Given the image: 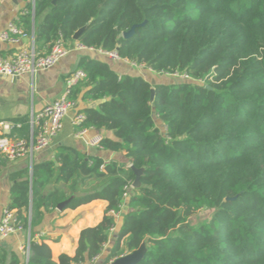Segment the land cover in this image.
<instances>
[{
	"label": "trees",
	"instance_id": "16d2710c",
	"mask_svg": "<svg viewBox=\"0 0 264 264\" xmlns=\"http://www.w3.org/2000/svg\"><path fill=\"white\" fill-rule=\"evenodd\" d=\"M26 10L15 25L29 34L34 24L39 54L60 38L68 49L115 50L155 73L190 77L151 84L80 58L73 72L85 76L69 93L85 116L76 129L106 132L102 149L125 161L62 145L52 160L32 164L31 179L18 174L8 208L30 231L26 264L90 261L124 201L102 264L120 256L124 237L129 252L147 243L136 264H264V0H35L33 14L30 4ZM92 101L96 107L86 106ZM129 165L144 168L142 186L124 198L135 177ZM69 198L64 209L107 205L99 223L80 231L74 255L54 261L48 244L32 237L44 214ZM203 208L211 217L191 224ZM5 257L0 252V264Z\"/></svg>",
	"mask_w": 264,
	"mask_h": 264
},
{
	"label": "crops",
	"instance_id": "0c3cea01",
	"mask_svg": "<svg viewBox=\"0 0 264 264\" xmlns=\"http://www.w3.org/2000/svg\"><path fill=\"white\" fill-rule=\"evenodd\" d=\"M30 0H1L0 5V32L11 23L15 24L21 14L27 12ZM32 9V8H31ZM32 12V10H31ZM33 14V13H32ZM34 38V24L29 34L19 37L15 43L0 40V55L10 56L17 50L28 46ZM35 43V42H34ZM83 56H90L101 61H107L110 67L119 74L141 76L151 84L166 82L169 74H158L143 66H137L126 60H110L100 54L97 49L83 50L72 47L52 67L39 70L35 73H25L18 77L0 75V122L10 121L19 124L13 127L10 135L17 138L29 139L32 134L30 119L32 114L38 113L46 103L57 99L65 89V80L76 68ZM170 77V76H168ZM98 101L86 103L88 107H96ZM78 106L69 111L63 121L62 130L53 138L50 145L35 152L32 158L24 157L15 160H7L0 155V219L4 208H8L11 201V188L18 179V174L28 171L31 179V168L35 162L52 160L59 146H69L83 151L86 155H98L105 161L117 158L125 161L123 154L108 152L102 148L87 145L82 138L76 136V124L74 117ZM96 130H88L86 137L91 136ZM100 132V131H99ZM104 136L106 132H100ZM17 177V178H16ZM16 178V179H15ZM131 188L127 190L129 192ZM107 202L93 200L78 206L75 209L51 210L44 214L42 222L37 226L32 237L33 240L44 241L48 244L52 259L57 261L62 253L73 256L77 247L80 231L88 226L99 223L103 217ZM126 202L122 204L121 211L115 215V226L108 232V239L104 243L102 252L95 261H86L83 264H102L117 237L121 225L123 213L126 212ZM17 211H15L16 214ZM30 237V231L19 230L7 237L0 239V252L6 257L4 264H9L12 257H16L23 264L27 263L26 245ZM126 238L120 242L121 254L126 253ZM147 247V243H145Z\"/></svg>",
	"mask_w": 264,
	"mask_h": 264
},
{
	"label": "built area",
	"instance_id": "2783aa9c",
	"mask_svg": "<svg viewBox=\"0 0 264 264\" xmlns=\"http://www.w3.org/2000/svg\"><path fill=\"white\" fill-rule=\"evenodd\" d=\"M32 13L35 7V0H30ZM1 5V0H0ZM24 36L21 28L11 23L7 28L0 32V40L8 43H15L19 37ZM75 48L83 50H92L81 44H76ZM69 51L59 38L55 41L52 48L46 54H39L36 52L34 38L31 43L10 56L0 55V75L18 77L25 73H35L39 70H44L52 67L61 57ZM100 54L104 55L110 60H121L115 50L106 51L97 49ZM176 78L181 80L190 79L185 73H175ZM85 76L82 70L72 72L65 80V89L62 94L55 100L46 103L43 108L36 114L31 115L30 125L32 134L29 139L17 138L10 135L13 127H18L19 124L10 121L0 122V155L7 160H15L24 157L32 158L33 154L50 145L53 138H55L62 130L63 121L76 104L69 98L70 88L76 84L79 79ZM85 118L83 113H76L74 117L75 124H79ZM88 130L92 128H81L76 131V136L82 138L84 142L92 147L102 148L100 142L103 138L102 133L95 131L91 136L86 137ZM131 188V185H130ZM128 196L126 192L124 198ZM23 230L17 223L16 214L14 210L4 208L0 219V239L7 237L16 231ZM30 238L26 245V253L28 255ZM104 246V245H103ZM97 254L90 261H95L98 258ZM113 259L105 264H112Z\"/></svg>",
	"mask_w": 264,
	"mask_h": 264
},
{
	"label": "water",
	"instance_id": "95a60500",
	"mask_svg": "<svg viewBox=\"0 0 264 264\" xmlns=\"http://www.w3.org/2000/svg\"><path fill=\"white\" fill-rule=\"evenodd\" d=\"M55 2V1H53ZM143 25V23L139 24V25H133L128 31L123 33V37L124 38H129L130 36H132V34L134 33V30L136 27ZM84 27L80 28L79 30H77L73 36L74 39H77L80 34L83 32ZM208 87V86H207ZM209 88V87H208ZM154 96V89H151V99H153ZM98 132V131H97ZM131 170L134 173V179L131 183V188H138L140 186H142V183L140 181V177L143 174V167L141 168H136L132 165H129ZM70 200V198L64 202H61L57 205L56 209L58 211H62L64 210L66 204L68 203V201ZM17 213H19V211H17ZM145 243L143 242L140 247L137 250L128 251V248H126V253L122 254L120 256H118L117 258L113 259L112 264H136L138 263L144 256V253L146 251V247H145Z\"/></svg>",
	"mask_w": 264,
	"mask_h": 264
},
{
	"label": "rangeland",
	"instance_id": "374dc122",
	"mask_svg": "<svg viewBox=\"0 0 264 264\" xmlns=\"http://www.w3.org/2000/svg\"><path fill=\"white\" fill-rule=\"evenodd\" d=\"M168 76L165 78L179 79V78H176L175 75H168ZM212 211L213 210L211 209H205V208L200 209L195 212V214L190 218L189 222L193 225H198L200 223H203L211 217Z\"/></svg>",
	"mask_w": 264,
	"mask_h": 264
}]
</instances>
